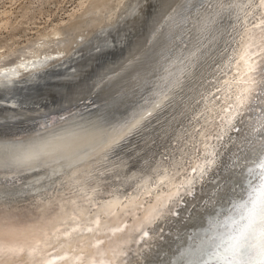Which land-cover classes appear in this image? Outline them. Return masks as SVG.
<instances>
[{
	"label": "snow or ice",
	"instance_id": "6c2138e0",
	"mask_svg": "<svg viewBox=\"0 0 264 264\" xmlns=\"http://www.w3.org/2000/svg\"><path fill=\"white\" fill-rule=\"evenodd\" d=\"M183 9L187 14L169 25L168 48L150 86L151 97L127 119L113 126L99 149L91 151L92 155L65 153L63 146L56 142L60 138L39 143H0V171L42 172L45 179L36 181L37 192L59 205L56 222L63 225L62 230L57 228L51 236L44 233L35 247L18 246L11 239L26 230L0 214V264H29L25 255L33 258L32 264H130V255L135 252L137 257L141 256L144 245L148 244L150 232L143 230L145 225L159 226L158 230L163 233L161 222L179 215L174 211L175 203L194 196L200 185L215 184V178L222 175L221 150L228 144L233 146L234 159L226 166L239 161L244 167L243 171L239 167L232 169V175H225L223 179L231 183L233 178H243L248 189L246 199L231 205L238 219L232 215L223 221L213 218L208 229L211 235L205 233L207 238H200L198 242L196 236L190 237L192 243L183 248L177 258L187 264H264V34L259 37L260 43L248 37L250 43L244 51L247 60L243 74L238 68L234 77L237 87L227 100L223 94L217 95L222 93L217 86L211 95L220 107L214 109L206 104L193 107L195 114L189 117V122L194 121L195 127L185 145L167 153L162 161L150 165L148 172L140 176L122 174L112 164L111 154L116 153L121 142L139 130L165 101L171 103L176 99V90L191 72L205 35L214 25L218 27L223 20L246 25L251 20L252 28L264 26V0H184ZM185 24H191L187 29L191 38L178 46L172 30ZM196 105H201V101L197 100ZM193 155L202 162L193 164ZM42 157L53 158L47 163H37ZM256 158L259 163L256 167L250 166ZM86 160L94 167H87ZM125 185H129L131 191H121ZM145 192L146 200L142 198ZM105 193L112 199L104 207L136 202V209L149 212L140 228L126 233V237H131L133 232L141 233V244L137 248H133L134 238L131 243L126 238L119 245L100 239L108 225L101 224L96 208ZM208 195L211 197L214 193ZM127 212L132 215L134 209L129 207ZM221 224L228 230L219 231ZM92 239L104 247L92 244Z\"/></svg>",
	"mask_w": 264,
	"mask_h": 264
},
{
	"label": "bare ground",
	"instance_id": "6f19581e",
	"mask_svg": "<svg viewBox=\"0 0 264 264\" xmlns=\"http://www.w3.org/2000/svg\"><path fill=\"white\" fill-rule=\"evenodd\" d=\"M149 2V8L151 7L152 9L150 8L151 10L147 12V17L145 16V21H147V23L145 22L146 27L141 25L144 28V32H142L143 35L137 33V38L134 39V37H131L133 39L130 40L129 43L123 41V37L125 36L123 34L118 35L115 40H113L109 34L110 32L116 34V29L123 27L124 23L129 24V21L131 22V20L134 19L132 16L135 11L139 12L142 10V7L145 6L143 0L137 3L129 0H80L68 14V20L65 19V21L63 20L59 23L52 24L49 28H43L44 31H42L40 36L44 40L42 43L37 42L38 48L26 46L24 51L21 50L20 58L18 57L16 61L0 66V92L3 93L0 96V120L6 119L9 121L11 119L10 121H12L15 118H21L26 115V112H39L44 106L52 107L60 102L72 100L75 98H73V96L76 94L81 95L84 91H95L98 88L108 89L112 86L114 87L112 93L115 95L114 99L125 100L126 104H124V106L129 109V113H132L135 106L129 107L130 105L127 104L133 101L134 96L137 95L142 80H144V82L147 80L148 83L154 82V76L162 65L163 60L150 70L138 71L139 68L132 70V72L129 70L140 63L146 53L153 52L156 49L160 51L163 47L168 48L170 34L169 25L174 21L178 22L187 14L183 9L184 0H149ZM134 6L135 8L133 10L132 8ZM5 11L2 14L8 13ZM169 17L173 19L169 20ZM10 20V17H2L0 19V28L3 29V27H5L6 29L10 25ZM117 22L118 24H116ZM140 22L142 23L141 20ZM195 22L196 21L193 20V23ZM256 22L258 23L259 21ZM229 24L234 25L231 27ZM162 25L163 27H161ZM230 27L233 31L235 30L231 32V34L235 33L232 35V39L228 37V29ZM64 28L75 31V35L68 39L62 37ZM188 28H191V24H185L181 28H174L172 30L175 32L178 30V41L180 43L181 41L188 43L191 38L187 31ZM249 29L251 31H248ZM94 31L100 32L102 37L100 40L103 39V42H105L107 46L110 45L112 48L109 52L107 51V55L96 57L95 62L91 61V65H79V61L82 59V55L80 54L81 50H76L72 53L73 47L79 48L83 46L86 38ZM130 34L131 33L128 35ZM262 34H264V26H262V28H252L251 20H249L246 25L235 20L220 21L218 27L214 25L213 30L205 35L204 43L198 53V59L192 67L191 72L187 75V78L183 80L182 87L176 90L178 93L176 99L172 100L171 103L165 101L161 108L155 110L153 115L144 122L139 130L132 133L134 135L133 137L137 139L135 142L139 143L135 144L137 146L131 147L130 145L133 144H127V141L116 150L115 154H111L112 164L119 170L124 168L127 158L124 157L126 153L124 149H127L128 146H130L128 150L132 151L130 155L140 154L148 147L151 148L155 145L157 147L163 145V148L168 149L169 152H176L180 149L183 146V140L181 139L177 140L174 146L172 144L171 146L169 144L166 146L168 134L173 132L175 123L178 121L175 122L176 114L183 109L184 115H188L189 113L194 115L193 107H202L205 104L214 109L220 107V103L214 102L213 99L211 102L212 95L209 97L207 96L205 102H203L204 100L201 99V96L203 93L209 92V89L206 91L205 89L209 86L211 88L219 86L222 89V93H218L217 95L223 94L227 100V97L231 95L237 87L234 81L237 69L239 68L241 70V75L243 74L244 63L245 60H247V57L244 56V51L250 43L248 37H254L256 42L260 43L259 37ZM50 38L52 40H50ZM47 39H49V41ZM54 39L59 41L55 42L56 44L58 43V47L53 51L49 50L50 52H48L47 49L44 51L43 47L49 45L50 42L53 43ZM98 39L99 37L93 40V44H96V46H92L93 48L91 47V51L96 49L97 46H100V42L97 43ZM227 39L230 40L227 41ZM38 40L40 39L38 38ZM180 43L177 45L179 46ZM1 47L4 46H0V49ZM41 49H43V51ZM2 50L0 51V60L2 58L5 59L6 56L8 57L12 52L11 49L8 52ZM93 56L96 55L90 54L89 58L92 59ZM78 67L80 69L77 70ZM123 70H125L124 73ZM140 72L142 73L140 74ZM212 72H214L215 75L218 74V76L213 82L206 83L205 78L211 77L213 75ZM58 77H61L59 80H62V83H53L55 80L53 78ZM221 78H224L225 81L220 82ZM201 79H203L202 83L200 82ZM37 80H39L40 83H38ZM203 84L207 85L203 86ZM50 85H53V87L55 86L54 90L52 89L54 93L51 91L54 95L44 101L41 99V101L38 102L31 101L27 103L24 102V100H20L16 95L8 96V94H11V90L16 92L19 91L20 93L18 94L21 95V93L24 94L25 89L33 90L37 87L38 91V89H45L46 86L49 87ZM200 91L202 92L200 93ZM45 92L46 91L42 93ZM30 94L28 92V95ZM171 95L172 94H170V99ZM103 98L99 100L101 103H98V106L90 112L71 114L34 130L14 134H0V143L21 141L24 143H39L60 138L56 142L63 146L65 153H79L83 155L87 152L89 155H92L93 153L91 151L99 149L111 128L120 123L115 121L116 118L108 119L109 104ZM136 99H134V101H136ZM197 100L201 101V105H196ZM174 132L176 131L174 130ZM186 132L187 131H185V133ZM186 139V142H188V134L185 137V140ZM148 144L149 146H147ZM232 147V144H228L226 148L221 150L220 162L222 175L215 178V184L205 183L200 185L197 187L194 196H186L182 203H175L174 211L178 212L179 215L168 217L165 221L161 222L164 229L163 233L158 230L159 226L145 225L143 227V230L150 232V238L152 237V240L155 241L152 245L156 247V254L161 255L162 253L163 255V257L158 260L160 264H183L182 259L177 258L179 252L192 243L190 237L196 236L197 242L199 241L200 234L198 235V232L201 231L207 221L212 220L206 218L208 213L213 211L210 208L221 207L222 209L225 206L232 205L230 199L233 196V192H229V188H232L233 185L231 186L229 182L224 181L223 177L225 175L231 176L232 174H230V171L236 167H239L241 171H243L244 167L239 164V161L230 166H226V163L230 159H234V157H232ZM52 158L53 157H42L37 163H47L50 162ZM201 162L202 161L198 160L196 163ZM85 163L89 168L94 167V165L87 160ZM192 163L195 164L194 162ZM258 163L259 158H256L255 162L250 166L256 167ZM129 169L132 170L133 167L127 168V171H129ZM257 171H259V169H257ZM44 179L45 176L40 171H18L15 169L0 171V214H2L5 219L14 221L18 227L26 230L11 239V242L18 246L35 247L37 241L43 239L44 233H48L49 236H51L55 233L57 228L63 229V225L56 222V218L60 213L59 205L55 204L51 198L45 197L37 192L39 184H36V181H42ZM208 179L211 180L213 177H209ZM233 180L238 183L240 182L239 188L244 185L243 178H233L231 182H233ZM33 185H35V187ZM215 185H219V187ZM227 187L229 188L227 189ZM124 190L127 189L122 188L121 191ZM100 191H103V189H100ZM153 191L155 190L153 189ZM235 191L238 190L235 189ZM210 192L214 193L211 197L208 195ZM242 192L238 195L240 199L242 198ZM146 194L145 192L142 197L145 200L148 199ZM89 195H92L93 199H96L93 193H89ZM117 195H119V193H117ZM111 199L112 197L107 196V193H105V197L101 199L100 205L96 208L101 224L108 225L107 228H104L100 239L112 245H119L123 244L127 238L128 242L131 243V239L136 237V235L140 237L141 233L133 232L131 237H126V233H129L133 228H140L143 225V218L148 216L149 212L136 209V202H132L130 205L113 203L110 207H104L103 205L107 204V201ZM62 203L63 201H60V204ZM129 207L134 209V214H128L127 209ZM53 209H55V211H53ZM203 220L206 221L203 222L200 228V221L202 222ZM191 221L193 223H191ZM117 228L121 229V231H110V229ZM91 243L97 244V246L101 248L104 247L103 244H98L95 239H92ZM149 244L144 245L147 250L142 252V259L146 257L147 251L149 252L150 250L148 247ZM134 257L140 258V256L137 257L135 252H133L129 257L130 262ZM24 258L29 264H32L33 258L31 256L25 255Z\"/></svg>",
	"mask_w": 264,
	"mask_h": 264
},
{
	"label": "water",
	"instance_id": "95a60500",
	"mask_svg": "<svg viewBox=\"0 0 264 264\" xmlns=\"http://www.w3.org/2000/svg\"><path fill=\"white\" fill-rule=\"evenodd\" d=\"M126 25H128V23H124L123 27H121V29H124ZM233 25L234 24H232L230 26L232 27ZM231 27L229 29L227 28L228 29V37L230 39H232V35L235 34V33L231 34V32L235 31V30L233 31ZM116 30H115L116 32L119 31V29H116ZM110 34L113 35L112 32H110ZM178 36H179L178 30L176 32L173 31V37L175 39L176 44L180 43L178 41ZM230 39H227V41H229ZM103 41L104 40L101 39V42H102L101 46L105 50L106 49L109 50V48H111V46L110 45L107 46V44ZM166 51H167V48L163 47V49H161L160 51H159V49H156L153 52L146 53L145 57L142 59V61L140 63H138L136 66H134L133 68H131V70H129V71L132 72V70H134L136 68H139L138 71L153 69L158 63L161 62L162 57H163V55H165ZM124 72H125V70H123V73ZM214 72H212L213 75L211 77L205 78L206 83L213 82L214 79L218 76V74L216 73L217 75H215ZM141 73L142 72H140V74ZM138 74H137V77H138ZM202 80L203 79L200 80L201 83H202ZM205 80H204V82H205ZM223 81H225L224 78H221L220 82H223ZM151 84L152 83L151 82L148 83L147 80L145 82H144V80H142L140 90H138L137 95L134 96L133 101H130L127 104V105H130L129 107L135 106L134 111L137 110V108L141 104H143L146 99H149L151 97V93L149 91ZM109 85H111V84H109ZM204 85H207V84H203V86ZM113 89H114V87L112 86L108 89L98 88L95 91L94 90L89 91V92L84 91L85 93L83 92L81 95L76 94L75 96H73V98L74 97L75 98L72 100L60 102L56 106H52V107H50V106L45 107L44 106L43 108H41L39 110V112H34V111L26 112V115L22 116L21 118H19V117L15 118L12 121H10L11 119L9 121L6 119H2V120H0V134H14V133L23 132V131L34 130V129H37V128L42 127V126H46L53 121H57V120L65 117V116H68L71 114H83L86 112H90V111L94 110L96 108V106H98V103H101V101H99V100L102 99L103 97H105L103 99H105L106 102L109 104V106H108L109 113L107 115L108 119L116 118L115 121L122 122L123 120L127 119L130 116L129 114H131V112L129 113V109H127L124 106V104H126L125 100H120V99L115 100L114 99L115 95L112 94ZM208 89H209V92L203 93V95L201 96V99L204 100L203 102H205V98L207 96L209 97L211 95V93L215 92L216 86H214L212 88L209 86V87H207V89H205V91ZM201 92L202 91H200V93ZM139 94H141V95H139ZM136 96H137V99H136ZM134 99H136V101H134ZM212 99L214 100V98L211 97V102H212ZM36 109H38V108H36ZM183 112H184V110L182 109L179 113L176 114L175 122L178 120L175 123V129H174L176 132H174V130H173V132H170L168 134L169 136L166 139V146H167V144H169L170 146L172 144L174 146L176 144V141L180 140V139L183 140V142H182L183 145L186 144L187 143L186 142L187 139L185 140L186 135L189 134L190 132L192 133L194 131L195 122L194 121L192 123L189 122V117H191L192 115L190 113L188 115H184ZM185 131H187V132L185 133ZM133 136L134 135L131 134L129 137L126 138L128 140L121 142V145L122 144L124 145V143H126L128 141L127 144H129V143L133 144V145H130L131 147L137 146V145H135L138 143V142H135L137 139H135ZM129 140H132V141H129ZM130 146H128L127 149L126 148L124 149V151L126 152L124 154V157L125 158L127 157V158L125 160L124 168H122L120 170L122 174L128 173L129 177L140 176L144 173H147L150 165L154 166L156 161H158V160L162 161V159H164V156L167 153H169V150L166 148H163V145H159L158 147L155 145L154 147H151V148L148 147L145 151H142L140 154L130 155L132 152V151L128 150V148ZM147 146H149V144ZM191 162H194V163L198 162L195 155L192 156ZM129 167H133V169L132 170L129 169V171H127V168H129ZM230 174H232V170L230 171ZM130 175H132V176H130ZM243 183H244V185L241 188H239L240 182L238 183L237 181L233 180V182L230 183L231 186L233 185L232 188L227 187V189L229 188V192H233V196L230 199V203L238 202L242 199L247 198L248 189L245 185V181H243ZM124 188L131 191L129 185H125ZM235 189H237L238 191H235ZM242 191H244V192H242ZM241 192H242V198L240 199V197L238 195ZM146 196H147V194H146ZM220 197H222V196H220ZM210 209L213 211L209 212L208 216H206V218H210V219L223 218V219H218L220 221H223L229 215H232L238 219V213H236V211L234 209H231V205L225 206L222 209H221V207L220 208H218V207L210 208ZM206 220H208V219H206ZM206 220H203L202 222L200 221V224H199V225H201L200 228L202 227L203 222ZM210 221H207L205 223L204 227L201 229V231L198 232V235L200 234L199 239L200 238H207V236H204L205 233H208V236L211 235V233L208 232V229L210 228ZM191 223H193V222L191 221ZM218 230L223 232V231H227L228 228L221 224L218 226ZM133 238L136 240V244L134 245V248H137L141 244L140 237H138V235H136V237H133ZM152 239H153L152 237L148 239V244L150 243L148 247L150 248V250H149V252L147 251L146 257H144L143 259L141 256H140V258L134 257L133 260L130 262V264H160L158 260H160L163 257V255H162V253H161V255L156 254V247L154 245H152L155 241H153ZM159 248H161V247H159ZM145 250H147V249L144 247L142 249V252H144ZM182 261H183V264H187V261H185V260H182Z\"/></svg>",
	"mask_w": 264,
	"mask_h": 264
},
{
	"label": "rangeland",
	"instance_id": "374dc122",
	"mask_svg": "<svg viewBox=\"0 0 264 264\" xmlns=\"http://www.w3.org/2000/svg\"><path fill=\"white\" fill-rule=\"evenodd\" d=\"M79 1L80 0H0V19L2 17H10V19H11L10 20V25L6 29H5V27H3V29L0 28V46H4V47H1L0 51L2 49H3L2 51H6V52H8L10 49L12 50V52L10 53V55H8V57L6 56L5 59L2 58L0 60V66L5 65L7 63L9 64L11 62L16 61L18 59V57L20 58V55H21L20 53L22 52L21 50L24 51L26 46L38 48L39 46H38L37 42L38 43H40V42L42 43L43 40H44L40 36L42 31H44V29H46L47 27L49 28L52 24L59 23L60 21H63V20L65 21V19H67V17H68V14L70 13V11L74 8V6L77 5V2H79ZM129 1H131V2L134 1V2L137 3L140 0H136V1L135 0H129ZM143 3L145 4V6L142 7L141 11H139V12L135 11L136 14L134 13L133 16H132V18L134 17V19H132L131 22L129 21L128 26L126 25L124 29L119 28L120 32L118 31V32H116V34H114V33H113V35L110 34V37H112L113 40H115V38H117L118 35L123 34V35H125L123 37V39H124L123 41L125 43H127V42L129 43L130 40L133 39L131 37H134V39L137 38V35H136L137 33H140V34L143 35V33H142V32H144L143 31V29H144L143 27H146V23H147V21H145L146 20L145 16L148 15L147 12L152 9L151 7H150L151 9L149 8V5H150L149 4L150 3L149 0H148V2H147V0H145V2L143 0ZM140 5H141V3H140ZM134 8H135V6L132 9L134 10ZM3 10L4 11L6 10L5 12H8V13L10 11V13L9 14L8 13L7 14H2L4 12ZM143 11H144V13H143ZM140 14H141V16H140ZM135 15H136V17H135ZM136 18H137V20H136ZM140 20L142 21V23L140 22ZM118 22L116 24H118ZM141 25L142 26L144 25V26L142 27ZM129 27H130V29H129ZM134 27H135V29H134ZM63 33L64 34H63L62 37L68 39V38H72V36H74L76 32L72 31V30H69L67 28H64L63 29ZM129 33H131V34L128 35ZM38 35H39V37H38ZM135 35H136V37H135ZM98 37H99V39H98L97 43L100 42L99 43L100 46H97V48L94 49L95 51L94 50L91 51L90 50L91 47L92 46L93 47L96 46V44H93V42H94L93 40L98 38ZM38 38L40 40H38ZM100 38H102L100 32L98 33V31H94L86 38V41L84 42L83 46H80L79 48L73 47V50H72L73 52L72 53H74L76 50H81L80 54L82 55V59L79 61L80 62L79 65H83V64L91 65V61L95 62L96 57L102 56V55H107L109 50H111L112 47L109 48V50H107V49L105 50L101 46L102 43H101ZM47 40L49 41V39H47ZM50 40H52V39L50 38ZM141 41H140V43H141ZM55 42H59V41L54 39L53 43L50 42L49 45H47L46 47L45 46L43 47L44 51H46L45 49H47L48 52H50L51 50L52 51L55 50V48L58 47V43L56 44ZM43 49H41V50L43 51ZM13 51H14V53H13ZM111 53H114V52H111ZM90 54H93V55H96V56H93L92 59H91V58H89ZM76 63H78V62H76ZM78 69H80V68L78 67L77 70ZM60 78L61 77L53 78V79H55L53 81V83H55V82H59V84L62 83L61 82L62 80H59ZM37 82L40 83L39 80H37ZM50 86H49L50 88L48 86H46L45 89L41 88V89H38V91H37V87H35V89H33V90L32 89L31 90L30 89L29 90L25 89L26 91L24 90V94L21 93V95L18 94V93H20L19 91L16 92L14 90H11V94L10 95L8 94V96L10 97L12 95H16L20 100H22V101L24 100V102H27V103L31 102V101L32 102H38V101H41V99L44 101V100H47L49 97L54 95L53 94L54 93L53 90H54L55 86L54 87H53V85H50ZM44 91H46V92L42 93ZM28 92H29V94L30 93L31 94L28 95ZM2 94L3 93L0 92V96ZM45 94H46V97H45ZM39 95H41V96H39ZM20 96L23 99H21ZM28 98H30V99H28Z\"/></svg>",
	"mask_w": 264,
	"mask_h": 264
}]
</instances>
